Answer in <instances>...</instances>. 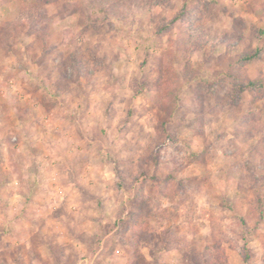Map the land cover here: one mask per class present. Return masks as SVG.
<instances>
[{
  "label": "rangeland",
  "instance_id": "1",
  "mask_svg": "<svg viewBox=\"0 0 264 264\" xmlns=\"http://www.w3.org/2000/svg\"><path fill=\"white\" fill-rule=\"evenodd\" d=\"M157 1L0 0V264H264V0Z\"/></svg>",
  "mask_w": 264,
  "mask_h": 264
},
{
  "label": "trees",
  "instance_id": "2",
  "mask_svg": "<svg viewBox=\"0 0 264 264\" xmlns=\"http://www.w3.org/2000/svg\"><path fill=\"white\" fill-rule=\"evenodd\" d=\"M191 0H184V9L179 13V14H175L172 18H167V14H165L164 20L162 21V27L164 28V31L167 30H171L173 29L174 26H176L178 23L186 21L188 18L187 16L190 14V8L188 6V3ZM214 4L218 3V0H211ZM154 6H158L160 9H163L164 4L158 0L155 4H152V7ZM102 13H104L105 15H110V12L108 11V7L107 6H103L100 7ZM106 15V16H107ZM5 25H7L6 28V32H1L0 33V38L2 41H6L8 39L7 37V31H9V22L6 21V23H4ZM206 32L203 31V29L197 27V26H193V24L189 25L186 24L185 28H184V35L187 37L188 41L191 43L193 41V39H197L198 36H201L204 38V36ZM261 33L264 34V30H261ZM227 40H225L224 38H222V42L226 43ZM195 42V41H194ZM210 40L204 45L201 44V47H203L206 51H210V49L213 51L214 46L211 47L210 45ZM193 46V45H191ZM227 59H228V73L231 74L232 70L234 67H236V65H242V64H248V63H255L256 61L260 60L262 58V55L264 53V46H259L256 48H253L251 50H243L240 52V54H237L235 52V45L233 43H227ZM192 50H195V48H193ZM264 79H262L261 77L255 78L254 80H251L250 82H248L247 84H243L242 82L239 83L238 85V93H243L246 92L247 90H251L252 88H257L258 86H260L261 82H263ZM141 89L138 93H144L145 89H146V85L145 84H141ZM119 166L116 165V172L118 174H120L119 172ZM259 205H260V211L261 213H264V198L263 197H259L258 199Z\"/></svg>",
  "mask_w": 264,
  "mask_h": 264
}]
</instances>
